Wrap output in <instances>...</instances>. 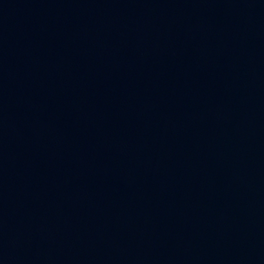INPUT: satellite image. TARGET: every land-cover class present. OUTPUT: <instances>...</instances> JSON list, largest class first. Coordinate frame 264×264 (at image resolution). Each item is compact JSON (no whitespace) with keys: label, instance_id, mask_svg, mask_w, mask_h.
<instances>
[{"label":"water","instance_id":"1","mask_svg":"<svg viewBox=\"0 0 264 264\" xmlns=\"http://www.w3.org/2000/svg\"><path fill=\"white\" fill-rule=\"evenodd\" d=\"M0 264H264V0H0Z\"/></svg>","mask_w":264,"mask_h":264}]
</instances>
